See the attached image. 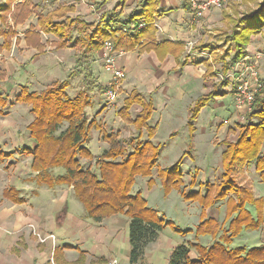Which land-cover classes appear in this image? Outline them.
Returning a JSON list of instances; mask_svg holds the SVG:
<instances>
[{
  "label": "crops",
  "instance_id": "crops-1",
  "mask_svg": "<svg viewBox=\"0 0 264 264\" xmlns=\"http://www.w3.org/2000/svg\"><path fill=\"white\" fill-rule=\"evenodd\" d=\"M32 1L41 7L39 10L44 15L59 9L72 8L66 17L90 24L98 23L102 19L115 21L116 14H121L116 18L124 21L132 14L139 13L145 3V0H128L121 9H116L118 0H52L53 2L48 3ZM159 1L161 16L155 21V38L157 43L169 45L143 53L119 52L118 66L125 72L119 92L123 93L124 101L137 94L146 102L152 103L150 125L156 128V131L151 142L160 148L162 145L157 143L159 125L168 121L175 127L183 112L182 125L187 127L189 137L187 151H197L198 136L202 130L206 131L203 121L206 110L209 107L216 108L217 112L228 110L227 100L230 97L233 112L229 118L224 119V127L228 129V133L237 137L238 126L247 122L242 123L241 113L235 108L232 89L234 87L221 85L215 89L214 86L216 67L219 69L222 66V73L225 75L231 76L233 73V69L224 68L231 66V58L225 60L226 66L224 61H218L216 64L205 60L195 61L193 54H188L186 49L187 43L197 41L200 46L196 49L202 48L203 52L210 50L206 45L210 38L207 33L213 34V30L217 32L219 29H228L230 22L226 20L225 13L233 15V6L229 5L225 11L212 10L202 17H196L190 8L192 0ZM18 3L20 2L14 3L13 13ZM232 4H242L239 9L246 7L241 0H234ZM86 15L90 16L82 17ZM94 17L95 20L92 19ZM75 37L79 35L75 34ZM257 39V36L252 37L244 58L260 65V76L264 82V44L257 43ZM222 46L225 45L217 47V50H222ZM225 48L227 49V46ZM83 52H79L72 44L59 47L57 36L41 31L36 15L23 22H17L13 14L7 22L0 20V98L5 100V105L0 107V152L3 154L0 156V264H108L114 259L120 264H131L128 216L120 213L100 223L95 222L87 216V211L76 198L73 187L38 183V172L33 168L32 156L27 154L28 150L36 148V142L29 130L34 121V114L30 104L16 101L17 96L22 88L40 94L55 84L67 81H70L71 88L72 81L78 79L83 87H89V107L92 106L96 94L92 89L97 90L104 83L103 75L101 77L98 74V57L101 58V50L88 52L85 59L79 60L77 55ZM208 63L211 68H208ZM237 79L238 76L236 81ZM209 95L212 100L201 110L194 123V131H191V109L201 97ZM132 111L137 112L135 117ZM142 111L141 105L134 104L130 109L132 118L135 119ZM121 121L124 122L122 119ZM233 122L236 123L229 128L228 125L231 126ZM171 131L169 140L176 142L177 131ZM143 135H146V140H143L148 141L146 130ZM261 156H264V143ZM247 168L249 171L254 170L260 178L257 187L252 188L249 185L253 197L256 200H264V181L257 172L256 164L252 162L245 166V169ZM55 173L61 174L63 171L55 169ZM197 178L198 176L194 180L190 178L189 190L204 194L203 184H215ZM187 188L185 186L180 189V193L177 191L180 194L181 206L185 207L188 215L187 219L182 221L185 227L177 226L176 231H173L172 226H169L171 221L170 224H165L158 239L148 246L144 264H169L173 251L181 245L199 244L205 248L212 247L214 243L222 241L223 233L229 231L230 223L237 217L239 212L228 218V198L204 209L198 199L187 200L183 197ZM132 194L142 195L135 187L132 188ZM142 197L149 206L148 194ZM231 197L234 198L233 195ZM244 209L255 221L262 215L263 223L258 230L243 229L233 240L231 248L252 249L264 246V205L258 210L256 204L247 203ZM199 214L200 217L197 218ZM194 216L195 221L192 222ZM206 220L216 223V229L219 231L217 236L198 234L200 224ZM187 231L189 234L185 235L184 232ZM35 232L44 237L54 236V240L40 243ZM191 257H198L195 249H191Z\"/></svg>",
  "mask_w": 264,
  "mask_h": 264
},
{
  "label": "trees",
  "instance_id": "trees-1",
  "mask_svg": "<svg viewBox=\"0 0 264 264\" xmlns=\"http://www.w3.org/2000/svg\"><path fill=\"white\" fill-rule=\"evenodd\" d=\"M127 1L118 0L116 9H121ZM241 1L245 6L256 3V7L246 13H240V6L236 4L237 6L232 5L235 16L225 13L226 20L230 23L225 32V46L222 47L227 46V49L219 61H224L226 66L225 60L231 58L232 63L224 68L231 69L238 63L245 56L252 37L264 29V0ZM16 2L20 3L13 13ZM40 8L32 0H6L4 4H0V20L7 22L13 14L17 22H23L36 15L41 31L57 36L59 47L72 44L79 52L84 51L77 55L79 60L85 59L88 52L102 50L106 41H111L117 52L143 53L169 45L159 44L155 38V21L161 16L159 0H145L142 10L124 21L116 18L121 14H116L115 21L102 19L92 24L66 17L72 8L59 9L48 15L42 14ZM124 29L129 30L124 32ZM75 34L79 37H75ZM210 63L208 68H211L213 62ZM73 74L74 72L71 73V78ZM69 86L70 81L55 84L40 94L22 88L16 99L18 102L30 104L34 114V121L29 130L36 142V148L28 150L27 154L32 156L33 168L38 172V183L73 187L76 198L87 211V216L97 223L116 214L127 215L130 219L131 264H144L148 246L158 239L165 225L164 218L157 210L148 206L141 194H132L136 177L151 175L160 155L161 148L151 142L156 131V128L150 125L153 105L137 94L125 99L124 106L117 114L125 123L136 127L138 135L131 138L134 147L129 151L121 146L117 135L108 134L105 137L110 147L97 159L88 148L91 131L97 127L95 119H87L89 95L83 91L75 97H70L67 93ZM211 100V95L201 97L191 109V131H194V123L201 110ZM134 104L143 108L135 119L130 113ZM3 105L5 100L0 98V107ZM144 130L148 132V141L143 140ZM238 130L235 142L224 143L222 180L205 185L204 194L200 191L188 194L183 192L185 199H198L204 209L228 198V218L239 212L237 217L230 223L229 231L223 233L222 241L214 243L210 248L199 244L181 245L173 251L169 264H264V246L252 249L231 248L233 240L243 229L258 230L263 223L262 215L255 221L244 207L247 203H253L261 210L264 200H256L250 186L241 182L239 176H242L245 166L254 162L264 181V156H261L264 143V90L257 96L253 110L247 116V123L239 125ZM1 155L3 154L0 152ZM81 159H96V170L85 168ZM181 162L182 159L160 172V175L163 172L167 176V190L171 187L177 188L176 186L182 183ZM55 169H60L63 173L56 174ZM200 233L217 236L219 231L214 221L206 220L198 228V234ZM192 248L196 249L197 258L191 257Z\"/></svg>",
  "mask_w": 264,
  "mask_h": 264
},
{
  "label": "rangeland",
  "instance_id": "rangeland-1",
  "mask_svg": "<svg viewBox=\"0 0 264 264\" xmlns=\"http://www.w3.org/2000/svg\"><path fill=\"white\" fill-rule=\"evenodd\" d=\"M3 0H0V3H2ZM54 1V0H53ZM52 1V2H53ZM193 1V0H192ZM232 2L234 0H231L228 5L221 9L220 11H225L229 8V5H233ZM256 3L248 4L244 9H239L240 13H246L251 9H254L256 6ZM239 6H242L240 4ZM90 15L82 16L83 18H86ZM194 16V15H193ZM235 16V14L233 15ZM72 19V18H71ZM95 20L96 18H92ZM226 27V26H225ZM219 29L217 32L213 30V34L207 33V35L210 36L209 43L206 42L210 50H207L205 52L204 49L197 48L199 43L197 44L194 42L193 46L194 50L191 54H193V58L196 61H211L213 63H218L220 58L223 55V52L226 50V48H223L222 50H217V47L224 45L225 40V32L228 30L226 28ZM257 36V43L264 44V29L259 33ZM193 42V41H192ZM188 44V43H187ZM203 44V42H202ZM214 45V46H212ZM191 47V48H192ZM196 50H199L198 52ZM188 54L190 52L187 50ZM263 54H264V47H263ZM210 56V58H209ZM83 60V59H82ZM98 61L100 62V76L103 75V86L97 90L92 89V92L95 94V99L92 100V106H90L87 109V119L89 121H92L95 119L97 122V127H94L91 131V140L88 144V147L92 154L95 156V158H100L104 155V153L109 149L110 144L106 140V135L108 134H114L117 135V140L121 142V146H124L129 151L132 150L134 147V144L132 143L131 138H135L138 133L136 127L134 128L132 125L125 124L121 121L119 115L117 114L118 111L123 107L124 105V96L123 93L119 92L118 100L117 102L112 105L111 107L105 106L107 105V101L105 100V91L109 85V81L111 79V75L103 69V63L101 59L98 57ZM218 66V65H216ZM258 69L260 70V65L257 63ZM216 79L214 80V86L215 89L217 87H220L221 85L226 86H232L234 87V81H230L226 79V75L222 73V66L217 69L216 67ZM99 76V75H98ZM94 83L92 84L93 87ZM97 88V87H96ZM233 89V88H232ZM95 90V91H94ZM86 91L88 95L90 94L89 87H83L81 82L78 79H74L72 81L71 88L69 87L67 89V93L69 96L74 97V95L80 94V92ZM228 110H224L222 112H217L216 108H209L206 110L203 121L205 124L206 131L202 130L201 135L198 136V150L195 149H188V143H189V137H188V131L186 130L187 127H183V112L180 116V121L178 122V125L175 127H172V123L170 122H163L159 125L158 128V135H157V143H160L162 145L160 150V155L158 157V161L156 166H154L151 175L148 177H143L142 175H139L135 179V183L133 187L135 189L141 191L142 195L145 196V194H148L149 196V206L151 208L157 209L160 213V215L164 218L165 224L169 221L172 222V230L176 231L177 226L179 227H185V225L182 223L183 220H186L188 215L187 211L185 210V207L181 206V200H180V189H183L185 186H187L188 190L186 189V194L191 193V191L194 193L193 190H189V184L191 183V179L194 180L195 177L198 176V180H208L212 183H219L222 180L223 174H224V168L222 163V151L224 150L225 146L224 143L230 142V141H236L237 137H234L230 133H228V129L224 127V119H227L230 117L231 113L233 112L232 109V99L229 97L227 100ZM213 107V106H212ZM110 108V109H109ZM137 112L132 111L133 117H135ZM218 120L216 121V119ZM222 119V120H220ZM243 121V120H241ZM216 122V123H215ZM237 122H240L237 120ZM247 122L243 121L242 123ZM215 123V124H214ZM236 122H233L229 126L233 127V125ZM155 124V123H153ZM171 130L177 131L178 138L176 142H173L172 140H169L170 134L172 133ZM144 139L146 140V135L144 136ZM156 143V144H157ZM133 144V145H131ZM185 152H188L187 154ZM185 153V155H184ZM181 167L180 171L182 173V183L177 188H170V190L166 189L167 185V176L162 172L160 175V172L166 168H170L174 166L177 162H179L181 159ZM193 160V163L191 161ZM81 163L85 168H92L93 170H96V159L95 160H86L81 159ZM183 170V171H182ZM185 171V172H184ZM201 177V178H200ZM179 178V177H178ZM191 178V179H190ZM239 178H241V182L246 185H250L252 188L255 186L257 187V183L260 182V178L258 175L254 173V170L249 171L248 168L243 171L242 176L240 175ZM195 186V185H194ZM193 186V187H194ZM200 186V185H198ZM203 190L206 191L205 185L203 184ZM179 193H178V192ZM200 217V214L197 216V218ZM192 222L195 221L192 217ZM182 235V234H181ZM200 236V235H199ZM261 247V246H257ZM193 249V248H192ZM196 250V249H195Z\"/></svg>",
  "mask_w": 264,
  "mask_h": 264
},
{
  "label": "built area",
  "instance_id": "built-area-1",
  "mask_svg": "<svg viewBox=\"0 0 264 264\" xmlns=\"http://www.w3.org/2000/svg\"><path fill=\"white\" fill-rule=\"evenodd\" d=\"M42 1L48 3L52 0H34ZM231 0H205L202 2L193 0L190 4V8L196 17H202L205 13L212 10L224 9ZM129 29H124V32H128ZM194 42H189L187 44V50L192 53L194 47H192ZM192 47V48H191ZM119 52L114 48L111 41H106L101 50V61L103 63V68L105 72L111 75V80L105 91V99L107 101V106L111 107L118 100L119 89L121 80L125 78V72L118 66ZM210 58V56H209ZM233 73L231 76L226 75L227 80H233L235 82L233 92H234V102L237 111H240V120L246 121L247 116L252 112L257 96L264 90V82L260 76V70L256 62L250 61L247 58H242L235 65L231 67ZM237 76L239 79L236 78ZM110 109V108H109ZM242 121V122H243ZM40 243H46L47 240L53 239L54 236L44 237L38 232L34 233ZM52 264H54L52 262ZM108 264H120L118 260H111Z\"/></svg>",
  "mask_w": 264,
  "mask_h": 264
}]
</instances>
